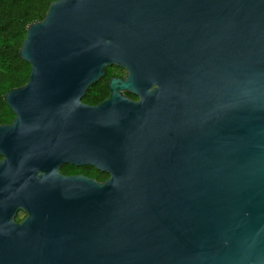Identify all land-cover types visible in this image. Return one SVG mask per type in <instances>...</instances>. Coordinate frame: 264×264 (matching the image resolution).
I'll list each match as a JSON object with an SVG mask.
<instances>
[{
  "label": "water",
  "instance_id": "water-1",
  "mask_svg": "<svg viewBox=\"0 0 264 264\" xmlns=\"http://www.w3.org/2000/svg\"><path fill=\"white\" fill-rule=\"evenodd\" d=\"M18 56L0 264H264V0H53Z\"/></svg>",
  "mask_w": 264,
  "mask_h": 264
},
{
  "label": "trees",
  "instance_id": "trees-1",
  "mask_svg": "<svg viewBox=\"0 0 264 264\" xmlns=\"http://www.w3.org/2000/svg\"><path fill=\"white\" fill-rule=\"evenodd\" d=\"M51 1L0 0V124L9 123L14 116L3 100L4 93L21 86L28 78L29 64L18 56L26 26L41 20ZM114 70L123 69L115 65L106 66L105 74L86 87L82 101L95 104L104 99L108 94L107 80L116 73ZM107 176V173L98 171L97 180L101 181ZM23 215L18 210L14 217L19 220Z\"/></svg>",
  "mask_w": 264,
  "mask_h": 264
},
{
  "label": "flooded vegetation",
  "instance_id": "flooded-vegetation-1",
  "mask_svg": "<svg viewBox=\"0 0 264 264\" xmlns=\"http://www.w3.org/2000/svg\"><path fill=\"white\" fill-rule=\"evenodd\" d=\"M122 71H123L122 74L119 75L118 73H115L113 76L123 77L125 72H124V70H122ZM125 93L128 94L131 97L133 96L132 98H137L134 94H131L129 92H125ZM93 168L94 167H92V166H90L88 164L73 165V164H69V163H62V164L59 165V170L64 175L85 174V175H87L89 177H92L93 179L97 180V176H98V171L99 170L95 171L94 170L95 168L94 169Z\"/></svg>",
  "mask_w": 264,
  "mask_h": 264
},
{
  "label": "rangeland",
  "instance_id": "rangeland-1",
  "mask_svg": "<svg viewBox=\"0 0 264 264\" xmlns=\"http://www.w3.org/2000/svg\"><path fill=\"white\" fill-rule=\"evenodd\" d=\"M116 73H120V74H122L123 73V71L122 70H114Z\"/></svg>",
  "mask_w": 264,
  "mask_h": 264
}]
</instances>
